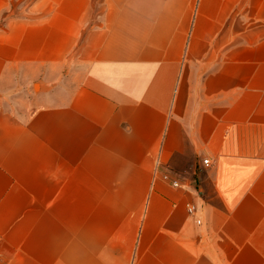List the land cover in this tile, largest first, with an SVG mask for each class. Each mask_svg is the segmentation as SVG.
I'll return each mask as SVG.
<instances>
[{
	"label": "crops",
	"instance_id": "crops-1",
	"mask_svg": "<svg viewBox=\"0 0 264 264\" xmlns=\"http://www.w3.org/2000/svg\"><path fill=\"white\" fill-rule=\"evenodd\" d=\"M28 14L0 27V92L39 84L0 98V264H264V0Z\"/></svg>",
	"mask_w": 264,
	"mask_h": 264
},
{
	"label": "rangeland",
	"instance_id": "rangeland-1",
	"mask_svg": "<svg viewBox=\"0 0 264 264\" xmlns=\"http://www.w3.org/2000/svg\"><path fill=\"white\" fill-rule=\"evenodd\" d=\"M34 1L35 0H8L5 4V6L0 10V27L3 25V22L6 21L8 18H12V17L14 18V17L25 15V14L29 16L28 9H29L30 5H32L34 3ZM66 69H68V68H66ZM70 72L71 71L68 70L67 74L64 73L62 75L61 79H58L52 87H55V86L63 87L64 86V88L70 89V85L67 84V82L69 81L68 80V74ZM65 75H66V78H65ZM17 85H20V84H17ZM35 85H39V84L33 83L32 86H31V84H27L24 86H16L8 92H0V98L2 99V101H4V100L8 101L9 100L8 98H11L9 96H13V98H21L24 101L29 102L32 100V91L31 90H33V93H34V92L38 91V89H39V88L35 89ZM204 159H206V158H204ZM207 165H205V166H207ZM162 174H164V173H162ZM162 174H161V178H162ZM167 177H168L167 180H164L163 178L162 179L164 181H166L169 185H170L169 181L171 179L177 180L176 178H170L168 174H167ZM178 183H179V186H177V187H181V182L178 181ZM177 187H175V188H177ZM190 202H192V201H190ZM185 203H184V208H185ZM193 204L197 208V210L194 214L190 215L187 213L186 209H185V211H186V214L188 216H190L194 219L195 223H199V219L195 216L197 211H198V207L195 203H193ZM196 219L198 220V222H196Z\"/></svg>",
	"mask_w": 264,
	"mask_h": 264
},
{
	"label": "built area",
	"instance_id": "built-area-1",
	"mask_svg": "<svg viewBox=\"0 0 264 264\" xmlns=\"http://www.w3.org/2000/svg\"><path fill=\"white\" fill-rule=\"evenodd\" d=\"M201 162H202L203 165H207V164H208V160H207V159H202ZM162 178H163L164 180H167V179H168L167 174H165V173L162 174ZM169 183H170V185H171L172 187H177V186H179L178 181L175 180V179H171V180L169 181ZM185 209H186L187 213L190 214V215L194 214V213L196 212V210H197L196 206H195L192 202H190V201H187V202L185 203ZM196 222H198L197 219H196Z\"/></svg>",
	"mask_w": 264,
	"mask_h": 264
}]
</instances>
